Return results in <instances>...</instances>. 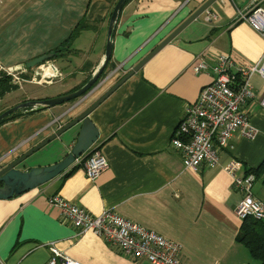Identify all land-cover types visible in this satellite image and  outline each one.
Segmentation results:
<instances>
[{"label": "crops", "instance_id": "0c3cea01", "mask_svg": "<svg viewBox=\"0 0 264 264\" xmlns=\"http://www.w3.org/2000/svg\"><path fill=\"white\" fill-rule=\"evenodd\" d=\"M117 1L1 0L0 71H27V62L49 55L62 43L69 53L33 68L34 79L15 85L20 90L25 85L43 89L59 85L60 93L48 96L29 90L6 104L2 97L0 112L68 94L88 81L104 61L108 23ZM205 2L123 3L111 29L107 68V73L118 71L74 109L73 104H64L31 110L0 126V159L10 154L3 162H12L81 114ZM244 5V0H217L207 10L216 21L205 22L203 14L187 25L90 114L88 120L98 133L91 148L108 162L96 180H88L82 168L71 167L54 181L0 200V264H45L51 257L46 248L50 243L78 264H148L121 257L93 234L77 236L71 226L60 222L59 210L48 204L54 195L93 217L110 211L179 244L183 264H256L237 243L242 222L233 213L240 195L231 190V179L222 166L232 158L242 164L244 174L264 160V79L257 74L251 78L254 98L244 112L256 136L247 140L234 133L233 149L220 153L217 166L203 164L196 172L185 171L180 154L169 146L183 109L211 80L210 71L192 72L196 59L202 58L209 67L218 55L230 56L241 65H255L262 59L260 36L246 24H233ZM76 28L79 32L69 38ZM36 78L40 82L33 83ZM44 81L48 83L42 85ZM77 131L73 128L44 146L18 169L60 162L70 152ZM251 193L264 203V181L256 180Z\"/></svg>", "mask_w": 264, "mask_h": 264}, {"label": "built area", "instance_id": "2783aa9c", "mask_svg": "<svg viewBox=\"0 0 264 264\" xmlns=\"http://www.w3.org/2000/svg\"><path fill=\"white\" fill-rule=\"evenodd\" d=\"M244 4L242 10L237 11L233 24H246L264 41V0H244ZM204 13L205 22L217 20L215 14L208 11ZM212 64L209 67L202 58L196 59L192 64L191 70L194 74L210 71L211 80L200 89L196 100L185 106L169 140V146L181 156L183 170L189 172H196L203 164L208 167L217 166L220 153L233 149L230 137L234 133L247 140H253L256 136L244 112L254 98L251 78L257 74L264 79V55L255 65L235 63L227 55L216 56ZM117 71L112 72L113 75ZM17 72L24 73L22 69L7 70L4 73L11 77L13 85L19 86L20 74L16 75ZM261 106L264 109V99ZM8 155L10 154L0 159V166H3V160ZM76 166L82 168L85 177L92 182L106 171L108 162L99 151L90 148L83 157L74 162L73 167ZM222 170L231 179V190L240 195L233 215L240 222L250 220L264 223V204L257 201L251 193L254 176L243 174L242 164L232 158L223 164ZM48 204L59 210L60 222L71 226L77 236L93 234L121 257L133 262L145 261L148 264H183L179 244L110 211L93 217L57 195L51 196ZM54 247L55 243L46 245L51 257L45 264H78Z\"/></svg>", "mask_w": 264, "mask_h": 264}, {"label": "water", "instance_id": "95a60500", "mask_svg": "<svg viewBox=\"0 0 264 264\" xmlns=\"http://www.w3.org/2000/svg\"><path fill=\"white\" fill-rule=\"evenodd\" d=\"M127 0H118L115 3L114 8L112 10L109 23H108V31H107V42L105 48L104 61L101 64L100 68L95 72V74L88 80V82L83 85L80 89L58 96L56 98H50L41 101H31L19 104L10 109H7L5 112L0 114V123L3 119L8 117L9 115L19 111V110H35V108H50L55 106H60L64 104H73L71 109H74L78 105V103L86 98L89 93H91L95 87L97 86V80H99L105 70L106 64L110 58V38L113 29V25L117 19L122 6ZM217 0H206L204 4H202L199 9H197L177 28L165 39L162 40L146 57H144L136 66L127 72L122 78L118 79L109 90L103 93L92 105H90L86 110H84L81 114L71 119L70 122L58 128L56 132H53L48 138L40 142V144L34 146L32 149L21 155L20 157L12 160V162L4 164L0 166V200H8L10 198L18 197L30 190L36 189L38 187L43 186L51 181H54L56 178L64 175V173L72 167L74 162L80 159V157L84 156L93 144L96 143L98 139V133L96 129L90 122L89 116L90 114L97 108V106L101 105L119 86H121L126 79H129L135 73H137L142 66H144L157 52L163 49L167 44H169L172 39L183 30L187 25L197 20L203 12L210 8V6L215 3ZM51 54H46L40 57H37L34 60H31L25 64V68L27 70H31L33 68L40 67L46 63H48L52 58ZM51 70L54 71V68L51 66ZM18 71V70H15ZM96 85V86H95ZM67 113V112H66ZM65 115V113L63 114ZM61 116V118L63 117ZM73 128H78L76 132L75 142L71 147L70 152L62 158V160L52 166L42 167L40 168H31L28 171H21L18 168L23 167L25 161H27L34 154L39 152L54 140L60 138L66 132H69Z\"/></svg>", "mask_w": 264, "mask_h": 264}, {"label": "trees", "instance_id": "16d2710c", "mask_svg": "<svg viewBox=\"0 0 264 264\" xmlns=\"http://www.w3.org/2000/svg\"><path fill=\"white\" fill-rule=\"evenodd\" d=\"M79 28H76L69 38H72L79 31ZM69 53V48L65 43H62L59 47L51 51L49 54L52 55V59H61L64 58L66 54ZM110 66V58L106 64L105 70ZM90 79V78H89ZM86 84L84 81L81 85L71 90L69 93L74 92L80 89L83 85ZM17 86L11 85V80L9 76H6L3 73H0V99L4 97L6 94L10 93L13 90H16ZM45 108H36L33 111H41ZM30 109L23 110L20 112L13 113L3 119L0 123V126L6 124L7 122L16 120L22 117V113L29 114L33 112ZM244 174H251L254 176L255 180L264 181V160L260 162V164L255 169H250L246 171ZM237 243L242 245L252 260L256 262V264H264V223L254 222L250 220H246L242 222L240 226V234L236 239Z\"/></svg>", "mask_w": 264, "mask_h": 264}, {"label": "rangeland", "instance_id": "374dc122", "mask_svg": "<svg viewBox=\"0 0 264 264\" xmlns=\"http://www.w3.org/2000/svg\"><path fill=\"white\" fill-rule=\"evenodd\" d=\"M208 10V9H207ZM206 10V11H207ZM205 11V12H206ZM203 14H205L204 12L202 13V15ZM31 70H33V69H31ZM97 71V70H96ZM0 73H3V74H5L4 72H2V71H0ZM34 73L35 72H31L30 70H27V71H24V73H20V72H17V73H15L16 75H18V74H20V75H18V77H19V79H20V82H21V86H23V84H22V82H25L26 83V81L27 80H31V78L32 79H34V77H33V75H34ZM95 74V73H94ZM93 74V75H94ZM92 75V76H93ZM111 75H113V73L112 72H109V73H107V70H104V72H103V74H102V76H101V78L99 79V80H97L98 82H97V86L95 87L96 89L100 86V83H102L103 82V80H105V79H107L109 76H111ZM91 76V77H92ZM89 78H90V76H89ZM88 78V79H89ZM87 79V80H88ZM10 80H11V85H13V80L11 79V77H10ZM26 80V81H25ZM90 80V79H89ZM29 82V81H28ZM38 83V82H40V80H39V78H36V81H34L33 83ZM88 81H86V83H87ZM46 83H48L47 81H44V83H42L41 82V84L42 85H45ZM65 84V83H64ZM62 85V84H61ZM81 85V84H80ZM15 86V85H14ZM79 86V85H78ZM78 86H75L74 88H76V87H78ZM60 87L61 86H59V85H55V86H53V87H49V88H40V87H35V86H30V85H25L24 86V90H20V89H17V90H13V91H11L10 93H8L5 97H3V99L1 100L2 101V104H6V103H9V102H11L12 100L14 101L16 98L17 99H20L21 97L23 98L25 95H26V93H27V91H29V90H35V91H39V92H41V93H45V94H47L48 96H54V95H56L57 93H60L61 91H59V89H60ZM73 88V89H74ZM72 89V90H73ZM62 90V89H61ZM51 98V97H50ZM52 99V98H51ZM0 101V102H1ZM39 101H41V100H39ZM29 102H31V101H29ZM23 103H25V102H23ZM27 110V109H26ZM6 110H4V112H5ZM20 111H23V110H19V111H17V112H20ZM3 112H0V114H2ZM16 113V112H15ZM83 157V156H82ZM72 167H73V165H72ZM70 169H71V167H70ZM256 181V180H255ZM254 184V183H253ZM253 186V185H252ZM264 204V203H263ZM255 222V221H254Z\"/></svg>", "mask_w": 264, "mask_h": 264}, {"label": "bare ground", "instance_id": "6f19581e", "mask_svg": "<svg viewBox=\"0 0 264 264\" xmlns=\"http://www.w3.org/2000/svg\"><path fill=\"white\" fill-rule=\"evenodd\" d=\"M50 72V71H49ZM50 74H52L51 72H50ZM52 76V75H51Z\"/></svg>", "mask_w": 264, "mask_h": 264}]
</instances>
